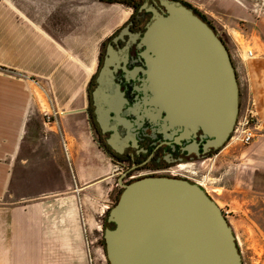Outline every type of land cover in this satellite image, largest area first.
Returning a JSON list of instances; mask_svg holds the SVG:
<instances>
[{
    "label": "crops",
    "instance_id": "1",
    "mask_svg": "<svg viewBox=\"0 0 264 264\" xmlns=\"http://www.w3.org/2000/svg\"><path fill=\"white\" fill-rule=\"evenodd\" d=\"M180 1L223 25L239 113L252 111L258 128L252 144L232 153L242 165L237 173L229 159L218 178L233 192L235 179L243 183L242 198L264 230V0ZM41 7L0 0V264H90L83 217L92 235L119 179L91 125L89 91L102 43L131 13L95 45L99 29L90 41L81 31L84 6L44 4L51 24L60 23L50 29L37 21ZM222 152L232 155L230 146Z\"/></svg>",
    "mask_w": 264,
    "mask_h": 264
},
{
    "label": "water",
    "instance_id": "2",
    "mask_svg": "<svg viewBox=\"0 0 264 264\" xmlns=\"http://www.w3.org/2000/svg\"><path fill=\"white\" fill-rule=\"evenodd\" d=\"M143 8L152 14L141 38L144 88L152 91L157 112L184 127L189 138L201 130L210 138L205 152L224 147L237 125L241 95L225 41L180 0L146 2ZM111 64L106 58L99 81ZM96 113L104 124L99 104ZM107 220L109 264H243L221 207L187 179L149 176L123 184Z\"/></svg>",
    "mask_w": 264,
    "mask_h": 264
},
{
    "label": "flooded vegetation",
    "instance_id": "3",
    "mask_svg": "<svg viewBox=\"0 0 264 264\" xmlns=\"http://www.w3.org/2000/svg\"><path fill=\"white\" fill-rule=\"evenodd\" d=\"M140 1L131 3L134 10L130 18L102 43L98 72L89 91L91 125L101 149L117 168L119 190H123V184L149 176L187 179L203 187L197 179L204 177L200 167L220 149L205 152L204 143L210 138L201 130L189 138L184 127L166 121V113L157 112L152 91L144 88L146 64L141 38L152 14L141 7L158 0ZM125 28L127 31L121 36ZM106 58L112 64L99 81ZM98 104L104 111V124L96 113Z\"/></svg>",
    "mask_w": 264,
    "mask_h": 264
},
{
    "label": "rangeland",
    "instance_id": "4",
    "mask_svg": "<svg viewBox=\"0 0 264 264\" xmlns=\"http://www.w3.org/2000/svg\"><path fill=\"white\" fill-rule=\"evenodd\" d=\"M38 5H42L40 10L35 11L37 15V21H39L40 25H44L47 29H50L49 24H51L50 17H48L47 10H44V4L51 5L55 3H60L62 0H33ZM79 1L83 2L80 3ZM135 3L139 2V0H132ZM143 0L140 1V4ZM183 2V1H182ZM78 3L80 6H84L80 11H82V18H83V25L81 26L82 33L86 35L87 41H90L89 37L92 34H96L97 28L99 29V37H94L93 42L100 43L103 41L102 33H107V29H111L113 25H121L123 19L128 17V15L134 10L132 5L128 3H104L98 0H78V1H71L70 4ZM189 4V3H187ZM194 9L195 7L191 4ZM263 8V7H262ZM201 15L203 11L196 8ZM264 10V9H263ZM55 13V12H53ZM56 16L59 13H55ZM115 14V15H113ZM124 14V15H122ZM206 16V15H205ZM204 16V17H205ZM99 18V19H97ZM206 21L210 23V25L214 28L215 32L218 34L219 37L223 39L222 28L223 25L221 21L218 19H211L209 17H205ZM51 26L57 28V24H60L55 18H52ZM99 20V21H98ZM50 22V23H49ZM106 26H101V25ZM119 26H117L118 28ZM106 28V29H102ZM116 28V29H117ZM86 41V42H87ZM93 86L91 90H93ZM240 114V113H239ZM234 143V144H232ZM232 144V145H230ZM230 146L231 154L234 153L235 155H240L242 153V148L248 145H242L239 142H233L230 138V141L224 146L220 148V153L214 155L210 159L211 161H204L201 165L202 174L204 175L201 177H197V179L202 182L203 187L206 190V193L216 201V203L221 207V210L225 217L228 219L234 233L237 238V246L240 250V253L243 257L242 261L243 264H264V230L261 224L259 223L258 219L254 215V212L251 211L250 207H247L248 201L242 198V192L240 191L242 188L243 183H240V180H234L238 186V191L233 192L230 191L227 186H224L225 179L220 180L218 177L220 172L219 164H228V160H234L231 162L234 165L230 166L232 168L233 175L237 173L240 169L239 166L241 162L239 159L235 158L232 155H227V153H223L226 147ZM222 154V155H221ZM220 157V158H219ZM223 157L225 160L221 159ZM242 166V165H241ZM115 169V167H114ZM113 169V174L115 171ZM230 171V172H231ZM115 183V182H114ZM197 183V182H195ZM122 190L116 189L111 193L109 198V206L108 210L106 206L100 208L99 212L96 215V222L95 226L92 230V241H93V248L95 250L94 257H96L97 264H109L106 258V250H105V243H104V230L105 228H109L110 225L107 223L108 211L111 207L115 206L117 203L120 193ZM250 204V202H249ZM248 206H251L248 205ZM227 212V214H226Z\"/></svg>",
    "mask_w": 264,
    "mask_h": 264
},
{
    "label": "built area",
    "instance_id": "5",
    "mask_svg": "<svg viewBox=\"0 0 264 264\" xmlns=\"http://www.w3.org/2000/svg\"><path fill=\"white\" fill-rule=\"evenodd\" d=\"M57 112H54V116ZM47 120H51L53 117L47 115ZM258 128V121L257 118L252 114V111H245L242 114L240 113L238 116L237 125L234 128V131L231 136V140L235 142H239L242 145H249L252 144L253 141L256 139V133ZM117 168L115 167L114 171L116 173ZM109 206H106L108 210ZM227 214V212H226ZM225 216V215H224ZM88 221L83 217L82 227L84 229V233L86 234V243L89 251V263L90 264H97L96 257H94L95 250L93 251V241L92 236L89 230V226L87 224ZM91 236V237H90Z\"/></svg>",
    "mask_w": 264,
    "mask_h": 264
},
{
    "label": "trees",
    "instance_id": "6",
    "mask_svg": "<svg viewBox=\"0 0 264 264\" xmlns=\"http://www.w3.org/2000/svg\"><path fill=\"white\" fill-rule=\"evenodd\" d=\"M102 2H104V3H113V4H115V3H128L129 5H131V3H133L134 1H132V0H101ZM135 3V2H134ZM185 3V2H184ZM185 4H187V3H185ZM187 5H189V4H187ZM190 6V5H189ZM192 7V6H191ZM195 10V9H194ZM196 12V14H198L201 18H203L205 21H206V18L204 17V15H201L197 10H195Z\"/></svg>",
    "mask_w": 264,
    "mask_h": 264
}]
</instances>
